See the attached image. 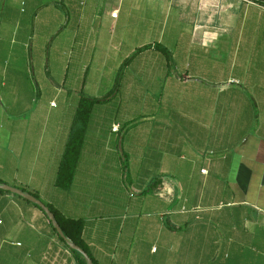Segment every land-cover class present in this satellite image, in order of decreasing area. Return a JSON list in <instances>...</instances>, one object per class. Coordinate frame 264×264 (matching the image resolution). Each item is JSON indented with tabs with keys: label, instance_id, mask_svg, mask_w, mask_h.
<instances>
[{
	"label": "crops",
	"instance_id": "obj_1",
	"mask_svg": "<svg viewBox=\"0 0 264 264\" xmlns=\"http://www.w3.org/2000/svg\"><path fill=\"white\" fill-rule=\"evenodd\" d=\"M0 186L93 264H264V0H0ZM53 230L0 189V264H80Z\"/></svg>",
	"mask_w": 264,
	"mask_h": 264
},
{
	"label": "trees",
	"instance_id": "obj_2",
	"mask_svg": "<svg viewBox=\"0 0 264 264\" xmlns=\"http://www.w3.org/2000/svg\"><path fill=\"white\" fill-rule=\"evenodd\" d=\"M83 110L84 109L82 108L78 109V114H77L76 121H75L76 123L74 124L72 128V133L66 143V147H65L64 153L62 155V158H61V161L58 167L57 176H56V185L63 189H66L69 187L74 177V173H75V169H76V165H77V161H78V157L80 153V145L82 141V133L80 132L79 134L78 129L80 128L79 126L83 124L85 121L84 113L82 112ZM48 209L54 215L55 221L60 227L64 237L68 239L72 244L78 246L85 253H87L82 243V240H81L82 223L79 221L75 222V221L66 220L62 218L52 208L48 207ZM71 252L76 257V259L80 262V264H86L78 253L73 252V251Z\"/></svg>",
	"mask_w": 264,
	"mask_h": 264
},
{
	"label": "water",
	"instance_id": "obj_3",
	"mask_svg": "<svg viewBox=\"0 0 264 264\" xmlns=\"http://www.w3.org/2000/svg\"><path fill=\"white\" fill-rule=\"evenodd\" d=\"M0 189H2L4 191H8V192H10L12 194L18 195V196L24 198L25 200H27L28 202L32 203L33 205L37 206L41 210V212L46 216L47 220L50 222V224H51L52 228L54 229L55 233L66 244V246L71 251L78 253L82 257V259L84 260V262L86 264H93L87 253H85L78 246L72 244L68 239H66L64 237L60 227L58 226L57 222L55 221L54 215L49 211L48 207H46L42 202H40L39 200L35 199L31 195L23 194L19 190H16V189H13V188H10V187L0 186Z\"/></svg>",
	"mask_w": 264,
	"mask_h": 264
},
{
	"label": "built area",
	"instance_id": "obj_4",
	"mask_svg": "<svg viewBox=\"0 0 264 264\" xmlns=\"http://www.w3.org/2000/svg\"><path fill=\"white\" fill-rule=\"evenodd\" d=\"M112 17H115V14H112L111 15ZM118 130V128H117V126H114L113 128H112V131L113 132H116ZM204 171H201V173H203Z\"/></svg>",
	"mask_w": 264,
	"mask_h": 264
}]
</instances>
